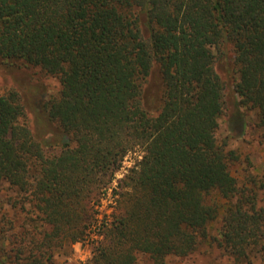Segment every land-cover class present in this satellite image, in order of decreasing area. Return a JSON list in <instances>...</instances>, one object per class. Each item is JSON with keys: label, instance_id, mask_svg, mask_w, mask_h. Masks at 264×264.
<instances>
[{"label": "trees", "instance_id": "1", "mask_svg": "<svg viewBox=\"0 0 264 264\" xmlns=\"http://www.w3.org/2000/svg\"><path fill=\"white\" fill-rule=\"evenodd\" d=\"M228 56L236 80L225 82L216 63ZM0 62L59 78L46 107L63 135L46 155L17 94L0 95V183L47 229L0 264H44L40 252L49 262L94 232L92 264H168L206 244L234 264H264L261 189L239 187L234 153L214 136L227 83L264 136V0H0ZM152 73L155 115L143 104ZM135 152L99 219L102 188Z\"/></svg>", "mask_w": 264, "mask_h": 264}, {"label": "rangeland", "instance_id": "2", "mask_svg": "<svg viewBox=\"0 0 264 264\" xmlns=\"http://www.w3.org/2000/svg\"><path fill=\"white\" fill-rule=\"evenodd\" d=\"M216 69L221 78L227 82L236 80L231 56L216 63ZM144 107L155 115L161 105L162 88L157 73H152L144 84ZM225 90V109L218 120L215 140L218 145H224L225 151L234 153V160L229 162L231 175L236 179L239 187L260 188L258 195L264 200V136L263 129L258 127L253 111L237 107L230 103L232 87L227 83ZM61 89L59 78L51 76L39 67L28 66L23 63L4 64L0 62V95L13 91L17 94L23 106L22 121L26 124L33 138L41 145L46 155H54L59 150V143L63 135L58 125L51 121L47 114V103L56 97ZM238 101V100H237ZM135 152L125 157L121 168L115 172L109 184L102 188L99 198V219L109 216L114 206V194L119 191L118 180L122 179L134 164ZM19 199L18 192L8 184L0 183V260H4L5 253L13 247H19L20 240L25 234V240L42 238L45 228L31 222L30 206L24 205L25 210L12 203ZM39 226V227H37ZM217 223L210 228L212 235H217ZM41 231V234H40ZM97 239L96 232L83 242L76 243L65 250L56 249L52 259L46 262L47 254L40 252L39 257L44 264H92L93 250ZM18 243V244H17ZM13 254V253H11ZM258 263L259 258H253ZM168 264H234L227 255L221 254L215 245H202L187 257H168ZM137 264H151L149 259L139 258Z\"/></svg>", "mask_w": 264, "mask_h": 264}]
</instances>
